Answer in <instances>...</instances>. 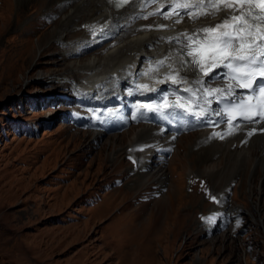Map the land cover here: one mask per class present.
Instances as JSON below:
<instances>
[{
    "label": "rangeland",
    "instance_id": "1",
    "mask_svg": "<svg viewBox=\"0 0 264 264\" xmlns=\"http://www.w3.org/2000/svg\"><path fill=\"white\" fill-rule=\"evenodd\" d=\"M46 1L0 0V264H264V163L256 177L250 158L249 184L233 182L227 204L220 207L216 200L219 209L209 212L211 201L199 202L210 188L194 195L187 184L196 153L189 156L187 142L179 143L167 167L173 179L164 187L167 194L146 199L150 185L132 188L126 165L118 164L119 157L108 159L114 145L92 140L89 130L74 124V112L71 119L65 114L83 111L84 104L68 101L69 89L61 83L35 79L42 72H63L76 59L53 66L46 64L52 51L40 57L71 8V0ZM200 183L198 191L206 186ZM259 199L255 208L252 202ZM231 206L243 211L237 219L243 230ZM209 216L220 224L208 223ZM210 228L217 230L206 232Z\"/></svg>",
    "mask_w": 264,
    "mask_h": 264
},
{
    "label": "bare ground",
    "instance_id": "2",
    "mask_svg": "<svg viewBox=\"0 0 264 264\" xmlns=\"http://www.w3.org/2000/svg\"><path fill=\"white\" fill-rule=\"evenodd\" d=\"M58 1L47 0L44 5L57 3ZM146 1L131 0L122 7H115L109 0H71V8L61 17L51 33L54 40L49 43L47 41L48 45L40 53V57L47 56L48 50L52 51L53 53L50 54L52 61L49 60L46 64H53V66L55 64L57 66L68 57L76 59L72 63L69 62L70 65L64 71L62 70L63 72H60V70H49L50 72L39 73L34 78L51 84L61 83L58 87L69 89L64 94V96H68L66 99L71 102L77 101L82 105L84 104L83 111L88 114H95L97 111L94 108H88L85 99H100V97L105 95H110L105 100L106 102H121L122 98H124L125 107H130L136 118L143 114L145 121L140 122L135 117H126L120 110L105 113L104 117L101 119L96 117L93 121H100L105 130L117 128L120 131L105 132L104 130L99 132L92 130V132L88 133L93 137L92 140H101L100 145H102L103 141L109 146L114 145V148L108 154V159L112 161L119 157L117 160L118 164H125V169L131 171L129 182L132 188H145L150 185L147 189H160L155 192L157 193L155 195L146 192V199L149 196L155 197L154 201L161 200L163 195L167 194V190L164 191V187L171 180V175L167 174V167H170L169 165L175 158V153L178 149L177 145L179 143L183 145L187 142V154L191 156L193 151L196 153V159L192 161L193 164L188 166L187 177L196 184L198 182L206 183V186L201 187L199 191L195 188L193 190L195 193L193 192V194H204L210 188L212 196L209 194L207 199L205 198L204 200L202 198L199 203L208 205L207 201H211L207 211L214 212L218 210V206L216 207L214 201L217 200L221 202L220 204L225 202L224 196L228 185H232L237 180L239 181L237 186L243 184V181H245V184H249L247 179L250 174H253L254 171L256 177L259 174L258 170L264 163V131H262L264 129V120H260L259 123H238V129H236L238 132L231 134V132H226L231 123L224 114L222 116L215 114L220 111L212 107L213 102L210 106H206L208 111L202 112V108L205 107L203 101L201 100L200 105H198L196 98L193 97L187 101L188 106L192 109L191 112L178 107L176 111L162 109L161 112H154L145 107L142 109L137 108L133 103V99L139 101L148 100L162 86H167L170 93L174 89L179 88L178 95L180 97H182L181 95H187L183 91L184 88H198V85L192 83V81L197 79L193 74H189L185 78L187 83H173V80L180 79L184 74L175 75L172 67L167 64L158 67V62L164 61L167 54L182 46V33L191 35L193 30L215 26L220 19L231 15L237 8L222 4L220 0H211V3H209V0H154V3L149 8H144ZM19 2L23 4L25 0H19ZM26 2H29V0H26ZM181 3L190 5L187 15L177 7ZM197 4L202 6L195 7ZM32 5H34L33 2ZM169 5H172V7H169ZM163 10H167L166 15L152 16V18L156 17L154 27H147L150 23L146 22L143 23L145 27L142 30L123 36L125 30H130L142 24L136 22L138 15L148 12L161 13ZM175 12H179V14H174ZM192 17L196 18L193 19ZM144 18L150 19L148 17ZM171 19H176L177 22ZM159 25H166V27H158ZM76 28H79L78 36L72 38L71 34L75 33L74 30ZM114 38L117 39L116 42ZM108 41L111 44L103 50L105 52L99 51L98 45ZM57 45L58 51H56ZM20 49V53L23 52L21 47ZM86 53H90L89 55L91 56L81 60L80 57ZM35 66H41V63L37 62ZM149 69H151L150 72ZM146 72L148 74L144 75ZM88 73L90 74L88 75ZM224 74L225 71L222 67L215 69L211 81L204 77V86L208 87L207 84H209V88H222L229 84L235 86L234 83L224 77ZM84 75L85 77H83ZM73 81L78 83V87L72 88L69 86L68 82ZM160 81L164 82L160 83ZM141 84H147L157 90L143 91L138 88V85ZM123 87H128L129 89L120 93L118 90H122ZM202 92L203 90L201 89ZM172 96L177 97V95ZM209 98L212 99V97ZM84 106L87 110L84 109ZM152 107H155V104ZM196 114L202 115V118L198 119L195 116ZM187 117L191 119V123H205L212 121V119H218L220 122L209 129L205 127L196 129L193 123L183 126V119ZM169 118L175 122L176 133L167 139L159 134L162 127L157 122L163 121L165 123V120ZM181 126L185 130L180 132L178 128ZM80 132L83 133L84 131ZM123 135L127 136L124 141L119 139ZM119 144H122V146ZM172 144L175 147L170 155L156 153L158 150L165 151L169 149V145ZM121 153H123L122 156H120ZM250 158H252L250 174L247 175L245 174L246 169H248L246 165ZM200 161H203V163L201 162L202 164L199 163L201 164L200 167L195 165V163ZM138 164L139 169L137 167ZM172 167L177 169L175 166ZM215 177L217 179L214 182L213 179ZM207 178L212 180V182L210 183ZM252 203L256 208L261 205L262 200L259 199V201L256 200V202ZM238 209L233 208L235 213H239ZM198 222L199 227L201 221L198 220ZM216 230L215 228H210L206 229V232L212 233V231L215 232Z\"/></svg>",
    "mask_w": 264,
    "mask_h": 264
},
{
    "label": "snow or ice",
    "instance_id": "3",
    "mask_svg": "<svg viewBox=\"0 0 264 264\" xmlns=\"http://www.w3.org/2000/svg\"><path fill=\"white\" fill-rule=\"evenodd\" d=\"M109 2L116 7H121L123 3H128L129 0H109ZM240 2L248 7L240 10L239 19L237 14L233 12L224 19V27L217 24L193 30L191 35L181 34L182 46L178 53L172 56V60L176 65V74L183 73L184 75L178 80H173V83H187L185 78L191 73L197 77L192 83L199 87L196 89L184 88V92L191 94L189 97H180L178 95L180 89H174L173 92L166 94L158 104H155V107L144 105L145 108L150 111L161 112L162 109L174 110L178 107L191 112L192 109L188 106L187 101L195 97L198 105H200L201 100L203 101L205 106L202 108L203 112L208 111L206 106L212 104L213 101L209 98L212 97L218 102L226 100L225 108L229 110L243 112L246 109H256L253 115L259 116V119H254L253 116H242L243 119L254 123L264 120V50H261V46H264V0H240ZM200 6L202 5H195V7ZM256 6L260 9L259 13H256ZM177 7L187 15L190 5L181 3ZM155 14L157 13H149V15ZM174 14L178 15L179 12ZM192 18L195 19L196 17ZM229 20H238V22L229 27ZM158 27H166V25H159ZM257 28L259 31H256ZM216 29L220 30L217 31ZM257 39H259V44L255 43ZM163 63L164 61H159L158 67ZM206 67H208V71H205ZM221 67L227 70L225 72L226 77L236 81L235 86L229 84L222 88L205 87L204 77L213 76L214 70ZM150 71L151 69H149ZM147 74L148 72L144 73V75ZM163 82L160 81V83ZM138 88L143 91L157 90L147 84L138 85ZM236 88L245 89L247 92L244 95H238ZM201 89L203 90L202 93ZM168 95H177V99L170 102L167 99ZM215 114L222 116L224 113L222 110ZM213 199L215 198L213 197Z\"/></svg>",
    "mask_w": 264,
    "mask_h": 264
},
{
    "label": "trees",
    "instance_id": "4",
    "mask_svg": "<svg viewBox=\"0 0 264 264\" xmlns=\"http://www.w3.org/2000/svg\"><path fill=\"white\" fill-rule=\"evenodd\" d=\"M5 135V134H4Z\"/></svg>",
    "mask_w": 264,
    "mask_h": 264
}]
</instances>
